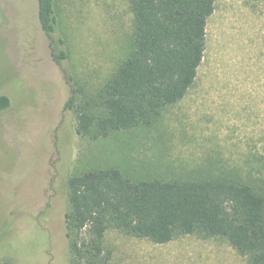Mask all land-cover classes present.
I'll return each instance as SVG.
<instances>
[{"label":"rangeland","instance_id":"obj_1","mask_svg":"<svg viewBox=\"0 0 264 264\" xmlns=\"http://www.w3.org/2000/svg\"><path fill=\"white\" fill-rule=\"evenodd\" d=\"M66 59L37 24V0H0V254L28 262L21 237L49 223L68 264L66 182L91 169L132 179L264 176V0H215L206 50L188 94L150 128L91 141L76 133L71 93L98 90L133 48L131 0H57ZM79 98V97H78ZM36 230H39L38 228ZM17 231L18 235L15 234ZM45 241V236L36 232ZM34 242V241H32ZM23 251V254H21ZM105 264H246L224 240L157 245L107 231Z\"/></svg>","mask_w":264,"mask_h":264},{"label":"trees","instance_id":"obj_2","mask_svg":"<svg viewBox=\"0 0 264 264\" xmlns=\"http://www.w3.org/2000/svg\"><path fill=\"white\" fill-rule=\"evenodd\" d=\"M57 0H37V24L67 55L58 35ZM133 48L98 90L71 93L77 135L91 141L153 127L188 94L206 50L215 0H131ZM79 97V98H78ZM10 106L0 95V111ZM68 264H105L107 231L164 245L177 238L219 239L246 261L264 264V176L224 168L220 175L135 180L117 168L91 169L66 182ZM0 264H17L0 254Z\"/></svg>","mask_w":264,"mask_h":264},{"label":"flooded vegetation","instance_id":"obj_3","mask_svg":"<svg viewBox=\"0 0 264 264\" xmlns=\"http://www.w3.org/2000/svg\"><path fill=\"white\" fill-rule=\"evenodd\" d=\"M24 228V235L20 237L22 248L26 251L25 254L28 256L27 260L29 263L65 264V252L58 241L59 237L55 234V231L49 223L44 222L39 224L37 221H34L31 226ZM37 228L39 230H36ZM40 231L45 236V241H41L39 237L35 236L36 232L40 233ZM15 232L18 235V232ZM21 254H23V251H21Z\"/></svg>","mask_w":264,"mask_h":264}]
</instances>
